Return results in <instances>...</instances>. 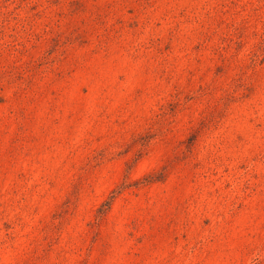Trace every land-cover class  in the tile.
Returning <instances> with one entry per match:
<instances>
[{
    "label": "rangeland",
    "instance_id": "rangeland-1",
    "mask_svg": "<svg viewBox=\"0 0 264 264\" xmlns=\"http://www.w3.org/2000/svg\"><path fill=\"white\" fill-rule=\"evenodd\" d=\"M0 264H264V0H0Z\"/></svg>",
    "mask_w": 264,
    "mask_h": 264
}]
</instances>
